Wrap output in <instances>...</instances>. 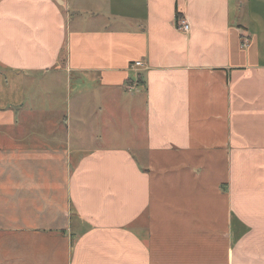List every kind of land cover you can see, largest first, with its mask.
I'll return each instance as SVG.
<instances>
[{
	"label": "crops",
	"instance_id": "0c3cea01",
	"mask_svg": "<svg viewBox=\"0 0 264 264\" xmlns=\"http://www.w3.org/2000/svg\"><path fill=\"white\" fill-rule=\"evenodd\" d=\"M58 1L0 0V264H264V0Z\"/></svg>",
	"mask_w": 264,
	"mask_h": 264
},
{
	"label": "rangeland",
	"instance_id": "374dc122",
	"mask_svg": "<svg viewBox=\"0 0 264 264\" xmlns=\"http://www.w3.org/2000/svg\"><path fill=\"white\" fill-rule=\"evenodd\" d=\"M59 3H61V0L58 1ZM71 4L73 3V5L81 8V7H86V8H92L95 9L96 5L100 2V0H70L68 1Z\"/></svg>",
	"mask_w": 264,
	"mask_h": 264
},
{
	"label": "built area",
	"instance_id": "2783aa9c",
	"mask_svg": "<svg viewBox=\"0 0 264 264\" xmlns=\"http://www.w3.org/2000/svg\"><path fill=\"white\" fill-rule=\"evenodd\" d=\"M179 28L180 30L187 32L189 30V25L186 21L181 20ZM139 65H140V62H135V66H139Z\"/></svg>",
	"mask_w": 264,
	"mask_h": 264
},
{
	"label": "trees",
	"instance_id": "16d2710c",
	"mask_svg": "<svg viewBox=\"0 0 264 264\" xmlns=\"http://www.w3.org/2000/svg\"><path fill=\"white\" fill-rule=\"evenodd\" d=\"M176 16L178 17V16H179V14L177 13V14H176Z\"/></svg>",
	"mask_w": 264,
	"mask_h": 264
}]
</instances>
